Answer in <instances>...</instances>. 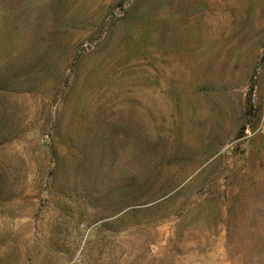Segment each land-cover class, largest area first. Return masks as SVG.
<instances>
[{
  "label": "rangeland",
  "instance_id": "374dc122",
  "mask_svg": "<svg viewBox=\"0 0 264 264\" xmlns=\"http://www.w3.org/2000/svg\"><path fill=\"white\" fill-rule=\"evenodd\" d=\"M0 264H264V0H0Z\"/></svg>",
  "mask_w": 264,
  "mask_h": 264
}]
</instances>
